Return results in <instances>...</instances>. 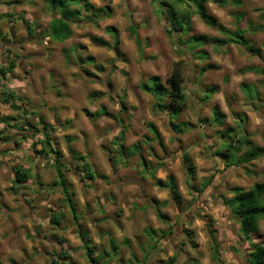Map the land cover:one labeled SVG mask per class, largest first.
Returning a JSON list of instances; mask_svg holds the SVG:
<instances>
[{"label":"clouds","instance_id":"clouds-1","mask_svg":"<svg viewBox=\"0 0 264 264\" xmlns=\"http://www.w3.org/2000/svg\"><path fill=\"white\" fill-rule=\"evenodd\" d=\"M0 264H264V0H0Z\"/></svg>","mask_w":264,"mask_h":264}]
</instances>
